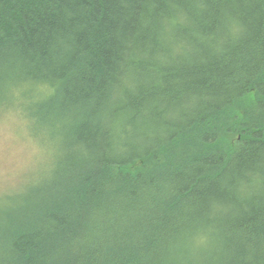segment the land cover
<instances>
[{"label":"trees","instance_id":"1","mask_svg":"<svg viewBox=\"0 0 264 264\" xmlns=\"http://www.w3.org/2000/svg\"><path fill=\"white\" fill-rule=\"evenodd\" d=\"M12 104L0 264H264V0H0Z\"/></svg>","mask_w":264,"mask_h":264},{"label":"rangeland","instance_id":"2","mask_svg":"<svg viewBox=\"0 0 264 264\" xmlns=\"http://www.w3.org/2000/svg\"><path fill=\"white\" fill-rule=\"evenodd\" d=\"M0 112V208H2L7 204V196L23 191L39 175L50 169L53 154L52 149L45 148L43 139L34 134L24 109L12 104Z\"/></svg>","mask_w":264,"mask_h":264}]
</instances>
